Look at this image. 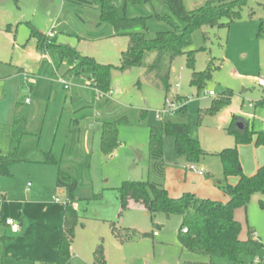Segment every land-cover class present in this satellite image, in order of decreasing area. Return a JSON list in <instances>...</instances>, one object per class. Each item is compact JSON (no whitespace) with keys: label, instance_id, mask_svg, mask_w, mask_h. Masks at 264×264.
Listing matches in <instances>:
<instances>
[{"label":"rangeland","instance_id":"374dc122","mask_svg":"<svg viewBox=\"0 0 264 264\" xmlns=\"http://www.w3.org/2000/svg\"><path fill=\"white\" fill-rule=\"evenodd\" d=\"M205 1L182 0L187 10L197 8ZM115 2L119 4L121 0ZM98 14L96 0H0V129H5L7 118L13 114L17 97L24 93V86L17 75L19 69L23 68L34 81L32 92L29 93L32 104L37 106L41 101L39 108L47 115L60 113V108L63 110L61 118L57 120L60 127L53 130L50 137L47 132L46 135L37 137L32 134V130H25L22 146L29 150L25 156L34 158L39 148L48 150L52 144L53 153L58 157L60 154L62 156L64 165L61 169L77 180V220L73 226L71 242L75 255L72 264H85L86 261L93 264L94 251L99 245L102 247L104 264H185L189 261L206 263L207 257L181 248L178 242L179 216L165 219L162 214H155L151 219L137 204L118 216L120 203L116 189L126 180L154 179L148 152L149 131L151 127L165 122L187 125L189 136L205 152L197 163H193L205 168L206 176L201 177L192 171H186L190 162L176 154L173 136L164 134V186L167 185L165 188L171 196H176L181 191L193 192L195 195L198 190L204 191L205 187L217 191L221 197L226 196L222 188L225 180L217 154L229 147L237 148L238 157L240 147L264 149V145L258 146L254 143V136L249 143L237 145L234 136L229 132L233 115L247 119L250 130H264V108L254 105L262 89L257 85V80H264V30L258 35L260 23L264 22V0H246L241 18L232 22L229 27L205 26L194 32L190 46V49L197 50L193 69L186 65L184 55L172 61L171 90L167 99L170 101L175 95L181 97L175 103L180 108L185 105L183 110L179 108L172 114H162L160 119L157 118L156 111L163 107L165 97L162 88L154 79L143 75L142 69L135 68L126 72L113 69V108H110L113 115L110 119L125 116L128 122L118 124V144L107 154L100 150L99 124L90 126V122L94 120L80 119L79 139L76 132L73 131L76 134L73 136L65 127L68 107L62 106L60 99L79 90L81 86L84 87V80L81 77L65 75L64 64L56 69V75L52 71L51 77L37 76L34 65L39 53L36 51L35 39L30 37L31 28L44 34L53 29L57 32L58 43L75 47L81 54L93 57L102 64L117 67L121 52L128 46V37L112 36L111 26L105 23L98 25ZM126 15L129 19L145 18L149 36L170 29L166 22L157 17H172L169 7L162 0L128 4ZM173 19L180 27L183 26L180 21L174 17ZM221 22L226 23L227 20L222 19ZM202 33L207 35L205 41ZM200 47L205 49L198 50ZM153 57L154 53L146 55L145 64H149ZM210 59L220 63L219 68L213 71L205 87L198 91L190 84L191 73L193 70L205 69ZM58 77L69 82V90L61 88L57 82ZM224 89L231 91L229 103L220 105L211 113L206 112ZM209 91H213L215 95H204V92ZM82 92L84 95L77 99L76 105H89L90 113L101 117L99 113L106 110L96 107L98 103L94 104L91 100L92 92L89 88ZM260 101L263 104L264 96ZM43 122L48 124L52 121L45 117ZM63 147L65 149L62 154ZM242 160H245L244 157ZM32 167L35 164H13L10 167L12 176L0 178L10 187L9 196L3 206L2 222L6 216L18 218L23 192L28 182L29 185L33 184V179L28 177ZM53 189L56 190L55 185ZM95 195L99 197L94 198ZM45 198L49 203L50 196L46 195ZM235 218L241 224V239H245L248 229H251L264 243V195L253 194L245 209L235 210ZM48 220L46 215L39 218L33 224L31 237L22 244L15 237L6 238L5 228L0 224V264H34L24 258L35 253L46 254L53 244H49V231L54 229V224L51 225ZM111 221L115 222L116 227L134 229L135 234L120 242L111 231ZM154 223L163 226L156 228ZM153 231L156 235H149ZM144 233L147 235L143 236ZM56 236L59 238V233ZM17 252H22L23 255H18Z\"/></svg>","mask_w":264,"mask_h":264},{"label":"trees","instance_id":"16d2710c","mask_svg":"<svg viewBox=\"0 0 264 264\" xmlns=\"http://www.w3.org/2000/svg\"><path fill=\"white\" fill-rule=\"evenodd\" d=\"M96 1L99 13L98 25L105 23L111 26L112 36L128 37V46L120 54L119 66L102 64L93 57L81 54L75 47L58 43L56 31L52 37H48L47 34L31 28L30 37L35 39L36 51L40 55H48L50 62L48 60L47 62L50 63L54 74L56 69L64 64L66 66L65 75L85 78L87 82H90L87 83V86H93L101 94H108L111 91L113 69L120 72L135 68L142 69L144 70L143 75L151 76L162 88L165 101L171 90L170 65L172 61L184 55L186 65L193 69L197 51L190 49L193 33L205 26L229 27L232 22L241 18L242 8L246 5V0H206L197 8L187 10L182 0H162L169 7L172 17L159 15L157 17L166 22L170 29L149 36L145 18L129 19L126 15V8L128 4H145L150 0H121L119 4L115 0ZM173 17L183 26L180 27ZM222 19H226L227 22L222 23ZM263 26L264 22H261L258 35L263 33ZM202 39L204 41L207 39L206 33H202ZM204 49V47H200L198 50ZM149 53H154V57L149 64H145V57ZM219 64L214 59H210L202 71L193 70L190 84L198 91L203 89L206 82L211 79L213 71L219 68ZM137 84H139V80ZM94 95L97 96L95 92ZM230 97L231 91L224 89L220 96L214 99L210 108L205 111L211 113L220 105L228 104ZM178 99L181 97L175 95L171 101L175 102ZM106 101H108L107 97ZM184 107L185 105L180 110H183ZM106 111L108 115L102 117L100 131V150L104 154L110 153L118 144V124L128 122L125 116L111 120L113 114L109 109ZM84 118L83 116L71 120L70 131L73 136L76 135L74 132L79 135L78 124L80 119L84 120ZM18 122L20 119L17 116L14 120L9 152L2 154L0 151V177H11L10 167L20 162L51 164L58 167L56 187L64 191V209L62 231L59 239L53 245L56 251V260L53 263L38 261L37 264H69L73 226L77 220L75 209L77 180L61 169L62 156L61 154L59 157L56 156L52 146L48 150H37L34 158L26 157L25 154L29 150L22 146V137L26 131L22 127L20 128ZM229 132L234 136L237 145L249 143L253 136L256 145H264V130L253 131L247 126L237 129L231 123ZM165 133L173 136L176 154L185 157L188 162L197 163L204 155L205 152L200 148L198 142L189 136L187 125L165 122L160 126L151 127L148 152L150 170L154 179L151 181L126 180L120 184L116 189L120 203L118 216L129 209L131 203L140 205L151 219L155 214H162L165 219L179 216L178 242L181 248L208 258L206 263L189 261L185 264H264V260L254 263V258L263 252L262 243L251 236L254 234L251 229H248L247 237L241 239V224L235 218V210L245 209L253 194L264 195V164L254 174L246 175L241 169L237 148H224L217 155L225 180L222 188L228 198L226 202L199 198L190 192L182 193L178 197H171L163 185L164 162L162 157ZM64 149L65 147L61 150L62 154ZM229 177H236L237 182L233 185L227 183L226 179ZM97 197L99 195L94 196V198ZM260 204L263 205L261 201ZM153 226L160 228L163 225L154 223ZM110 228L120 242L129 239L131 234H135L134 229L116 227L113 221L110 222ZM154 232L149 235H153ZM146 235L143 234V236ZM93 256V264L105 263L100 245L95 249Z\"/></svg>","mask_w":264,"mask_h":264},{"label":"crops","instance_id":"0c3cea01","mask_svg":"<svg viewBox=\"0 0 264 264\" xmlns=\"http://www.w3.org/2000/svg\"><path fill=\"white\" fill-rule=\"evenodd\" d=\"M36 61H37L36 65H34L36 70H37L36 75L37 76L43 75V76L51 77L53 70H52L50 63L47 62V59L45 58V56H41L39 54ZM17 75H18L19 79L21 80L22 85L24 86V88H22L24 93H22L21 97H17V101H16L14 108H13V114L9 118H7L5 129H3V131L0 129V135H1L0 151L2 154H7L9 152L10 138H11V134L13 131L14 120L17 116L20 119V123H21L20 125L23 129L32 130L33 131L32 134L37 135L38 137H40V135H43V134H45V132H47L46 134L50 137L52 135L53 130L56 131L57 129H59L60 124L58 121L61 118V115L63 114L61 112V111H63L61 108H60V113H51L48 115L44 114L43 110H40V108H39L41 105V101L39 102V104H37V106H34L32 104V100L29 96V93L32 92V89H33L32 86L34 84L32 77L30 78V76L25 73L23 68L19 69V71L17 72ZM24 75H27L28 78H30V79L28 81H25L23 78ZM36 75H33V77ZM81 79L84 80L85 86H86V84H87L86 79L83 77H81ZM60 86L63 90H69L70 89V86L68 89H64L62 87V85H60ZM85 86L84 87L81 86L80 87L81 89L78 88L79 90H75L70 95H65L62 99H60L62 106L65 105L68 107V110H66L68 113H67V120L65 122V127L69 131L71 130V126H72L71 120L78 118V117H83V116L85 117L84 119L87 118L90 121H91V119L94 120L93 121L94 123L90 122L91 123L90 126H92L93 124H99L100 131H101V119H102V117L108 115L107 111H104V113H102V112L99 113L98 111H96L97 113H99V116H101V117H97V115L94 116L93 113L92 114L90 113L91 110L89 109V105H86V106L80 105V104H79L80 106L76 105L77 99H81L82 96L84 95L82 90H86L89 88L87 86L85 88ZM259 87H261V86H259ZM263 89L264 88L261 89V94L258 97V99L254 101V105L256 104L257 106L264 108V102H263V104L261 102L259 103V101L262 100L263 96H264L263 95ZM89 90L92 92L91 100L93 101V103L94 104L98 103V104H96L97 108L100 107L101 110L102 109L103 110H107V109L110 110V108H113V107H111V103L113 102V99H112L113 90L112 89H111V95H110L111 98H110V96L107 97L108 101H106V96L97 97L94 95V92L92 89L89 88ZM26 97H28L30 99L29 103H25ZM24 106L27 109L24 108ZM83 109H84V111H83ZM45 117L50 119L52 122L45 124V122H43ZM231 123H233V125L237 129H243L246 126L249 128L248 120L243 119L242 117H239V116L233 115ZM78 125H79V127H81L80 124H78ZM240 125H241V127H240ZM44 130H46V131H44ZM80 133H81V128H80ZM80 133H79V135H80ZM79 135H78V139H79ZM52 141H53V138H52L51 142ZM51 145H50V147H51ZM38 150L41 151L40 148ZM239 154H240L239 162L241 164V169H242L243 173L246 175L254 174L256 172V170L262 164H264V149H254V148H250V147L248 149H246L245 147H240L239 148ZM242 157H244L245 160H242ZM240 159H241V161H240ZM20 163H27V162H20ZM29 164H35V167H32V169H31L32 172H30L29 173L30 175L28 176L29 178L33 179V184L29 185V182H28L27 187L25 188V190L23 192V200L21 199V201L19 203L20 204V211L18 212L19 216L17 219H15V217H12V216H6V218H13L19 222V229L16 233H12L10 231V229L7 226H5L4 221L3 222L1 221L2 215H3V206H4V203L7 199V197L9 196L8 191H10V189H9L10 187L7 186L5 183H3V181H1L2 179H0V224L3 225L5 228L6 238H14L15 237L16 238L15 240L18 243L22 244L25 242V239H27L28 237H31L30 234H31L32 228H34L33 224H35V222H38L39 218H41L43 215H46V217H48V219L50 220L51 225L54 224L53 225V227H54L53 231H49V233H50L49 241L51 240L49 242V244H51V243L54 244L57 241V239H59V238H57L56 235H58V233H59V236H60V233L62 231V226H63L62 210L64 209V202H63L64 191L62 189L56 187V174L58 171V167L56 165L34 163V162H30ZM62 165H64V162H62L61 166ZM187 170L188 169L186 167V171ZM204 170H205V168H204ZM199 176H201V177L206 176V170H205V173L203 175H199ZM0 178H6V177H0ZM164 181H165V170H164V177H163V185H164ZM226 182L233 185L237 182V178L236 177H229L226 179ZM52 184L55 185L56 190L53 189ZM165 187H167V185H165L164 188ZM185 192L186 191L177 192L178 194L176 196H171L169 194L168 195L171 197H178L182 193H185ZM167 193H168V191H167ZM191 193H193V192H191ZM197 193L198 194H195V195L199 198H208V199L217 200V201H221V202H225L228 199L226 196L221 197L220 195H218L217 191H213L207 187H205L204 191H202V192L200 190H198ZM46 195L50 196V202L51 203L50 202L47 203V200L45 198ZM55 199H57V201ZM134 204L135 203H131L130 206L132 207V206H134ZM76 206L77 205L75 203V209H76ZM130 206H129V208H130ZM137 206H138V204H137ZM1 209H2V211H1ZM5 215H7V214H5ZM46 222H47V220H46ZM253 232H254V230H253ZM257 239L259 241H261L259 238H257ZM53 244H52V248H49V251L48 250L46 251L47 252L46 254L35 253L29 257L26 256V258H24V259L32 261L34 264H37L38 261H47V262L53 263L56 260V251L53 247ZM17 254L23 255L22 252H17ZM74 255L75 254L73 253V250L70 248L69 264H72V258L74 257ZM85 261H83V262L85 263ZM85 264H88V261H86Z\"/></svg>","mask_w":264,"mask_h":264},{"label":"built area","instance_id":"2783aa9c","mask_svg":"<svg viewBox=\"0 0 264 264\" xmlns=\"http://www.w3.org/2000/svg\"><path fill=\"white\" fill-rule=\"evenodd\" d=\"M53 34H54V30L51 29V30L47 33V36H48V37H52ZM45 58L50 62V59H49L48 55H45ZM55 75H56V71H55ZM23 78H24L25 81H28V80H29V78H28L27 75H24ZM57 82H58L60 85H62V87H63L64 89H68L69 86H70L69 82L66 81L63 77H58ZM87 83H90V82H87ZM257 84H258L259 86H261L262 88H264V80H263L262 78H259V79L257 80ZM86 86H87V84H86ZM87 87H89V86H87ZM89 88L92 89V90L95 92V94H96L97 96L102 95V96H106V97H108V96L111 95V91H110L108 94H101V93H100L96 88H94L93 86H91V87H89ZM204 95L214 96L215 93H214L213 91H209L208 93L204 92ZM29 101H30V99H29L28 97H26V98H25V103H29ZM179 108H180V107H179L175 102H173V101H171V100L169 101L168 99H166V101H165L163 107H162L161 109H159V110L156 111V117L160 119L161 116H162V114H172V113H174L176 110H178ZM187 169H188L189 171H192V172L198 174V175H203V174L205 173V170H204L203 167H198L196 164H193V163H190V164L187 166ZM55 200L57 201V199H55ZM4 224H5V226H7V227L10 229V231H11L12 233H16V232L18 231V229H19V222H18L17 220L13 219V218H6V219L4 220ZM183 232H185V230H183ZM154 235H156V232H154ZM253 238L256 239V240H258L257 237L255 236V234H253ZM260 242H261V241H260ZM261 243H262V242H261ZM262 245H263V252H262V254H261L260 256H256V257L254 258V263H259V262H261L262 260H264V243H262Z\"/></svg>","mask_w":264,"mask_h":264},{"label":"water","instance_id":"95a60500","mask_svg":"<svg viewBox=\"0 0 264 264\" xmlns=\"http://www.w3.org/2000/svg\"><path fill=\"white\" fill-rule=\"evenodd\" d=\"M240 127H241V125H240Z\"/></svg>","mask_w":264,"mask_h":264}]
</instances>
